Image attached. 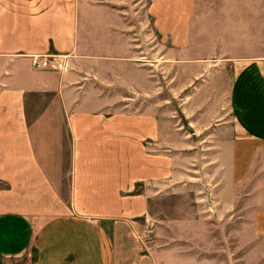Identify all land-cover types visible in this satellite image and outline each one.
Wrapping results in <instances>:
<instances>
[{
  "label": "crops",
  "instance_id": "obj_1",
  "mask_svg": "<svg viewBox=\"0 0 264 264\" xmlns=\"http://www.w3.org/2000/svg\"><path fill=\"white\" fill-rule=\"evenodd\" d=\"M55 127L65 195L38 158ZM192 138L210 141L213 209L147 235ZM243 246L264 264V0H0V259L233 264Z\"/></svg>",
  "mask_w": 264,
  "mask_h": 264
},
{
  "label": "rangeland",
  "instance_id": "obj_2",
  "mask_svg": "<svg viewBox=\"0 0 264 264\" xmlns=\"http://www.w3.org/2000/svg\"><path fill=\"white\" fill-rule=\"evenodd\" d=\"M52 56L53 55L50 54L43 55L41 59L47 58L50 60ZM46 101L47 100L41 96H31L28 100L30 107L29 113L32 115L39 112ZM161 109H164L165 112L166 108ZM192 141L195 147L190 151H197L198 154H192L194 155V159H192V164L189 165L191 167L188 171L190 174L184 177L186 180L188 179V183L185 187L176 189V191L172 190L171 187H162L159 189L158 193L150 199L149 210L153 219H151V225L148 224L147 229L144 230V233L147 235H153L155 233L154 231H150L151 228L154 227L160 228V231L164 233V235H167L169 232H167L168 227L165 222L168 218L173 219L194 216L200 209H213L214 203L211 202V200H209V202L198 200V195H207L208 198H213L214 186L210 184L214 181L212 149H207L205 152V149H203L204 143L210 141L199 140L198 138H192ZM36 143L40 162L51 179L56 183L59 191L65 195L68 189L69 165V139L67 133L65 131L63 133H58L57 127H55L53 132H48L45 135L41 133L40 138H36ZM161 151L162 150H160V152ZM208 242L210 241L208 240ZM245 247H239L238 254L235 256L233 264H246L244 259H242ZM207 255L213 258L215 257L213 254ZM222 256L223 255H219V258H222ZM25 258L26 257L23 256L18 261H16L15 258H3L0 259V264H23Z\"/></svg>",
  "mask_w": 264,
  "mask_h": 264
},
{
  "label": "built area",
  "instance_id": "obj_3",
  "mask_svg": "<svg viewBox=\"0 0 264 264\" xmlns=\"http://www.w3.org/2000/svg\"><path fill=\"white\" fill-rule=\"evenodd\" d=\"M58 57V55H53L52 56V59H56ZM49 60L47 58H43V59H40V62L37 60V58H34L33 59V63L34 65H42V66H46L48 64Z\"/></svg>",
  "mask_w": 264,
  "mask_h": 264
}]
</instances>
